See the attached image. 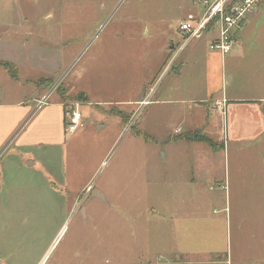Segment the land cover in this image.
I'll return each instance as SVG.
<instances>
[{
  "label": "rangeland",
  "instance_id": "rangeland-1",
  "mask_svg": "<svg viewBox=\"0 0 264 264\" xmlns=\"http://www.w3.org/2000/svg\"><path fill=\"white\" fill-rule=\"evenodd\" d=\"M261 1L246 29L264 55ZM196 9L192 0H14L5 6L3 15L18 21L6 22L7 32L16 23L23 36L7 40L17 48L9 47L3 62L12 65L17 81L0 79L2 100L14 104L53 89L48 103L59 97L65 111L77 105L84 126L63 153L38 151L39 160L53 159L50 168H64L69 177L56 184L61 202L47 191L50 183L35 179L36 170L21 177L30 194L9 199L21 210L0 214L6 220L0 223V264H264V137L229 147L228 195L224 179L223 189L211 183V207L198 211L190 207L186 186L193 156L172 147L185 142L181 123L192 110L189 87L199 88L205 73L208 35L179 50L178 25ZM167 47L172 49L163 63ZM182 59L193 66L177 78ZM231 89L240 92L236 83ZM141 98L148 104L128 105ZM87 100L93 103L85 106ZM211 105L221 134L223 118ZM109 111L123 114L126 123ZM164 153H176V162H164ZM90 189L103 191L107 204L90 196ZM198 214L220 225L198 222ZM202 248L215 251L211 260L187 255Z\"/></svg>",
  "mask_w": 264,
  "mask_h": 264
},
{
  "label": "crops",
  "instance_id": "crops-1",
  "mask_svg": "<svg viewBox=\"0 0 264 264\" xmlns=\"http://www.w3.org/2000/svg\"><path fill=\"white\" fill-rule=\"evenodd\" d=\"M13 2L14 0H0V62L6 61L3 55L7 53L9 47L17 48L11 46L7 42L8 38L23 36V33L17 28L15 29L16 23L11 25V28L14 27V29L11 30L10 33L7 32L10 26L7 25L6 22H14L17 20L13 19V16H4L3 12L5 6L9 4L13 6ZM197 10L198 9H196V11ZM258 13H260V10L256 12L255 15ZM188 15L197 16L198 11L195 14ZM255 15H253V17ZM47 21H49V19H47ZM250 22L251 21L247 19L242 30L236 35L235 46L229 56L227 55L228 57L225 56L222 58L208 49V45L212 40L211 35H208V39L203 43L205 46V53L203 55L205 73H202L201 85L199 88V85L195 88L193 84L189 87L193 95V98L190 99L191 102H189L192 106V110L188 117L185 116L181 123L182 126L184 125L188 132H200L219 146L218 148H211L203 143H172L174 144L172 147L176 148V153L179 149H184L189 150L191 156H193L191 159L192 167H190L192 177L190 183L186 185L187 189L191 190L190 207L192 210L196 209L198 211L203 204H206L208 208L211 207V191L213 190L211 188V183L215 185L218 184L217 189H223L219 182L224 179L226 191L223 194L224 197H227L231 179L228 158L229 147L237 146L240 148L242 146L252 145L264 137V55L258 52V41L255 39H248L249 36L246 28ZM25 35L32 36L33 33L27 32ZM201 38L200 40H202ZM170 43H173V41ZM190 43L182 44L179 49L180 52L183 53ZM200 46L202 47L203 45ZM171 49L172 47H167L166 51L165 48L163 49V52L166 54L163 63L169 56L168 50ZM33 50V46H31L32 53ZM176 54L181 57V54ZM188 63L185 59L181 60L178 69L174 72L177 78L183 75L185 69H189L190 66H193V63ZM13 64L17 66L15 62H13ZM7 78L17 81L16 78L12 79L7 72L0 67V79L5 81ZM234 83L240 86L239 94L236 90H230ZM173 88L176 89L177 86ZM52 91L53 89L45 92L37 99L31 98L30 100H26L23 98L14 104H8L7 101L2 100V95L4 93L3 91L0 92L1 215L13 213L20 209L19 202L13 206L9 203V199H20V197L30 194L23 189V185L21 184V177L23 178L24 174H28L25 173L27 169L30 171L36 170L35 179L50 183L49 187H47V191L52 193L55 197H58L60 202L62 200L63 194L61 190L56 189V184L68 181L69 177L66 176L64 168L62 172H57L50 168V166L54 164L53 159H47L46 163L39 160L38 151H40L41 148H45L47 150H57L59 153H63L66 142L71 140L80 129L72 135L65 133V123L67 120L65 117L68 111H65L64 104L59 97L53 99L52 103H48L53 97ZM196 92H198V94H196ZM146 96L147 94L144 97ZM217 99H224L227 102L225 133L222 139V133L220 134L218 129L219 125L217 121H215L216 117L214 115V110L211 109V103ZM146 100L147 99L141 98L138 102H130L128 105L134 104L141 106L142 102ZM87 102L89 104L87 103L85 106H90L91 103H93L88 100ZM80 112L83 124V114L81 110ZM180 134L182 133L180 132ZM165 145L168 146L170 143H166ZM176 153H164L163 161L175 163L177 160V157H174ZM60 160L63 162V165H65L66 159L62 158ZM45 164L49 167L46 172L43 168ZM177 172L178 170L175 171L176 174ZM31 176L32 174L26 178L27 182L31 181ZM168 176L170 175L167 171L166 178ZM215 185L214 188L216 187ZM89 188L90 186L86 187L84 193L87 192ZM185 189L186 187H184V190ZM188 190L186 191L188 192ZM29 192L32 193L34 191L30 190ZM89 193H92L94 196H91L95 197L97 201L107 204L105 199L106 196L103 191H94L90 189ZM183 204L184 203H182V205ZM181 217L188 218L187 215ZM196 219L198 222L211 224L212 228L220 225L219 220L206 219V216H201L200 214L196 216ZM5 221V217L0 218V223H4ZM177 225L178 223H176L175 226L176 230ZM175 248L177 249L175 250L176 253L182 252L179 251V246ZM214 253L211 251V248H202L200 250L187 252V255L197 258L202 257L204 259L207 257L209 260Z\"/></svg>",
  "mask_w": 264,
  "mask_h": 264
},
{
  "label": "built area",
  "instance_id": "built-area-1",
  "mask_svg": "<svg viewBox=\"0 0 264 264\" xmlns=\"http://www.w3.org/2000/svg\"><path fill=\"white\" fill-rule=\"evenodd\" d=\"M192 2L198 9V15H188L185 21L179 23L178 30L183 40L182 44L198 41L203 35H211L212 40L208 49L222 58L232 52L236 35L242 30L249 16L258 11L262 3L261 0H192ZM147 104L148 100L143 102V105ZM214 107L215 113L223 118L222 136L224 137L226 101L214 100ZM67 118L66 134L72 135L83 127L77 105L69 109Z\"/></svg>",
  "mask_w": 264,
  "mask_h": 264
},
{
  "label": "trees",
  "instance_id": "trees-1",
  "mask_svg": "<svg viewBox=\"0 0 264 264\" xmlns=\"http://www.w3.org/2000/svg\"><path fill=\"white\" fill-rule=\"evenodd\" d=\"M0 67L3 68L12 79L16 78V75L14 73L12 65H10L6 62H0ZM81 96H82V99H85L83 97V95H81ZM107 114L111 115V116L118 117L126 123V120H127L126 117H124V115L121 114L120 112L109 111V112H107ZM140 135L145 142H150V143L153 142L152 138H150L146 134L140 133ZM180 139L184 140L185 142L203 143V144L208 145L211 148H218L219 147L212 140L205 137L200 132H188V133L184 134Z\"/></svg>",
  "mask_w": 264,
  "mask_h": 264
},
{
  "label": "flooded vegetation",
  "instance_id": "flooded-vegetation-1",
  "mask_svg": "<svg viewBox=\"0 0 264 264\" xmlns=\"http://www.w3.org/2000/svg\"><path fill=\"white\" fill-rule=\"evenodd\" d=\"M92 194V193H91ZM91 194H90V196H91Z\"/></svg>",
  "mask_w": 264,
  "mask_h": 264
},
{
  "label": "water",
  "instance_id": "water-1",
  "mask_svg": "<svg viewBox=\"0 0 264 264\" xmlns=\"http://www.w3.org/2000/svg\"><path fill=\"white\" fill-rule=\"evenodd\" d=\"M92 196H94V195H92Z\"/></svg>",
  "mask_w": 264,
  "mask_h": 264
}]
</instances>
